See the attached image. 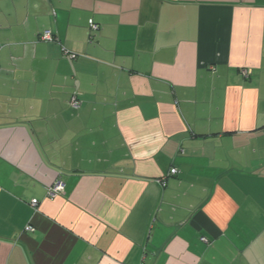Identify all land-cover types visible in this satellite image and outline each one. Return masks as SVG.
<instances>
[{
    "label": "crops",
    "instance_id": "1",
    "mask_svg": "<svg viewBox=\"0 0 264 264\" xmlns=\"http://www.w3.org/2000/svg\"><path fill=\"white\" fill-rule=\"evenodd\" d=\"M0 264H264V0H0Z\"/></svg>",
    "mask_w": 264,
    "mask_h": 264
},
{
    "label": "built area",
    "instance_id": "2",
    "mask_svg": "<svg viewBox=\"0 0 264 264\" xmlns=\"http://www.w3.org/2000/svg\"><path fill=\"white\" fill-rule=\"evenodd\" d=\"M88 29L90 32H96V31H98V26L92 20H90L88 22ZM39 39L43 42H57V39L53 36V34L49 30L44 31L42 33V35H40ZM61 50L64 54L67 55V57L69 59L74 60L77 58V55L68 54L64 48H61ZM240 74L242 76H247L249 74V70L241 69ZM68 105L72 109H78L80 107V101L77 99L75 93L71 95L69 102H68ZM175 174H177V170L171 169L170 175H175ZM162 185H164V183H162ZM62 190H63L62 183L56 182L53 186H51L48 189L47 196L50 199L55 198L57 195H59L62 192ZM37 204H38L37 200H32L30 203L31 207H33V208L36 207ZM25 230L28 232H32L33 228L31 226H28ZM202 241L205 242L206 240L203 238Z\"/></svg>",
    "mask_w": 264,
    "mask_h": 264
}]
</instances>
